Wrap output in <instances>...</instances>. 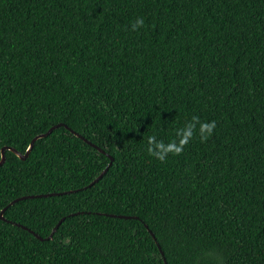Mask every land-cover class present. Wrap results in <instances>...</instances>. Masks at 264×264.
Segmentation results:
<instances>
[{
	"label": "trees",
	"instance_id": "1",
	"mask_svg": "<svg viewBox=\"0 0 264 264\" xmlns=\"http://www.w3.org/2000/svg\"><path fill=\"white\" fill-rule=\"evenodd\" d=\"M58 123L113 162L88 186L110 158L64 126L5 150L0 211L75 191L8 206L0 264H264V0H0V159Z\"/></svg>",
	"mask_w": 264,
	"mask_h": 264
},
{
	"label": "water",
	"instance_id": "2",
	"mask_svg": "<svg viewBox=\"0 0 264 264\" xmlns=\"http://www.w3.org/2000/svg\"><path fill=\"white\" fill-rule=\"evenodd\" d=\"M59 126H64L66 127L67 129H69L73 134H75L76 136L82 138L83 140H85L88 144L92 145L93 147L97 148L100 152L102 153H105L109 158H110V162L108 164V166H106L104 168V170L92 181L88 184V186H91L93 185L95 182H97L102 176L103 174L107 171L109 165H111V163L113 162V157L106 153L102 148L98 147L97 145L91 143L90 141H88L87 139H85L83 136H81L80 134L76 133L75 131L71 130L66 124L64 123H58V124H55L53 126H51L46 132H43V133H40L36 136H34L27 148V150L22 153L20 151H18L16 148L12 147V146H3L1 148V159H0V165H2L4 162H5V150H10L12 152H14L20 159L24 160L27 158V156L29 155V153L31 152L33 146H34V143L36 140L42 138V137H45L47 136L53 129L59 127ZM72 191H75V190H69V191H63V192H52V193H45V194H38V195H24V196H20V197H17L15 199H13L6 207H4L1 211H0V218L2 220H6L5 217L3 216V213L5 211V209L14 204L15 202L19 201V200H22V199H26V198H31V197H41V196H44V197H47V196H52V195H60V194H64V193H70ZM111 216H114V217H119V218H138L137 216L135 215H122V214H110ZM65 217H62L58 223L56 224V226L53 228V230L51 231V233L49 234V236L47 238H43L41 237L39 234L35 233L34 231H32L31 229L27 228L26 226L24 225H21L19 223H15L16 225L18 226H21L22 228L24 229H27L29 230L31 233H33L36 237L40 238V239H49L52 237V235L54 234V232L57 230L58 226L60 225V223L64 220ZM146 228L148 229V231L150 232V234L153 236V238H155L153 232L149 229L148 225L145 224Z\"/></svg>",
	"mask_w": 264,
	"mask_h": 264
},
{
	"label": "clouds",
	"instance_id": "3",
	"mask_svg": "<svg viewBox=\"0 0 264 264\" xmlns=\"http://www.w3.org/2000/svg\"><path fill=\"white\" fill-rule=\"evenodd\" d=\"M144 21L143 19H137L135 23L133 24V29L135 30L138 26L143 25ZM199 125L198 131L200 134L201 140H205L208 138V136L211 135L213 128L215 127V122H202L200 121L199 117L193 116L192 121L187 125L186 130L183 132V135L180 136L178 142H170L167 145H164L162 143H157L156 148L163 147V151H154L151 145L154 143V137L149 138V153L152 155H155L157 159L163 160L165 158V154L168 152L173 153H179L182 151L183 146L188 143V140L192 137V130L196 128V126Z\"/></svg>",
	"mask_w": 264,
	"mask_h": 264
}]
</instances>
